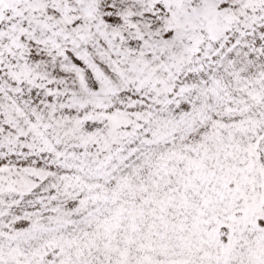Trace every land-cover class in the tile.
Returning <instances> with one entry per match:
<instances>
[{
	"label": "snow or ice",
	"instance_id": "obj_1",
	"mask_svg": "<svg viewBox=\"0 0 264 264\" xmlns=\"http://www.w3.org/2000/svg\"><path fill=\"white\" fill-rule=\"evenodd\" d=\"M0 264H264V0H0Z\"/></svg>",
	"mask_w": 264,
	"mask_h": 264
}]
</instances>
